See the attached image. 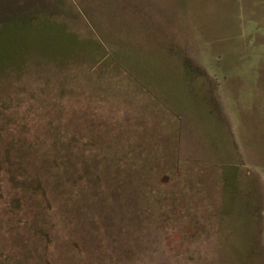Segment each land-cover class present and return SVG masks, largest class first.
<instances>
[{"label": "rangeland", "instance_id": "1", "mask_svg": "<svg viewBox=\"0 0 264 264\" xmlns=\"http://www.w3.org/2000/svg\"><path fill=\"white\" fill-rule=\"evenodd\" d=\"M51 1L0 0V264H264V0Z\"/></svg>", "mask_w": 264, "mask_h": 264}, {"label": "crops", "instance_id": "2", "mask_svg": "<svg viewBox=\"0 0 264 264\" xmlns=\"http://www.w3.org/2000/svg\"><path fill=\"white\" fill-rule=\"evenodd\" d=\"M47 1L49 3L52 2L51 0H47ZM69 4L72 6L71 8H69L70 11H85L90 6H93L95 4L99 5L100 0H97V1L96 0H70ZM145 6L152 9L153 15L155 14L157 17L163 18L164 15L161 14L163 10H161L160 6L157 3H155L153 0H145ZM153 11H158V13L153 12Z\"/></svg>", "mask_w": 264, "mask_h": 264}]
</instances>
